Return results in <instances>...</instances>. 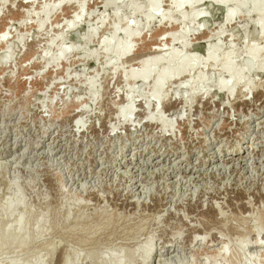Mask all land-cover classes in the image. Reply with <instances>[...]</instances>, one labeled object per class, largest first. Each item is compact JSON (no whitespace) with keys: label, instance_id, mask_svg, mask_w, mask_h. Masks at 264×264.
Masks as SVG:
<instances>
[{"label":"rangeland","instance_id":"rangeland-1","mask_svg":"<svg viewBox=\"0 0 264 264\" xmlns=\"http://www.w3.org/2000/svg\"><path fill=\"white\" fill-rule=\"evenodd\" d=\"M54 1H0V31L7 34L0 46L9 49L0 48V153L7 159L0 165V264H110L117 257L146 264L147 248V264H264V247L249 244L253 231L264 236V38L253 24L262 5L237 2L238 14L223 25L219 52L230 49L235 67L247 69L232 94L215 91L227 74L218 57L191 69L205 77L195 93L181 82L186 78L169 82L164 104L145 108L148 80L129 84L121 70L136 68L165 29L147 20L146 0H130L142 5L138 13L124 0H85L72 31L59 23L73 10L62 5L36 29L39 8ZM160 1L167 10L168 0ZM186 18L192 24L200 15L187 10ZM210 18L209 27L218 26L221 13ZM126 20L142 36L137 50L107 62L98 40ZM200 33L187 28L181 55L202 56ZM116 37L123 38L120 30ZM248 42L261 46L262 73L247 63ZM60 45L69 47L62 57ZM127 103L134 108L129 121L116 111ZM155 109L171 124L163 131L145 124ZM6 202L13 204L8 215ZM18 217L23 247L5 242L21 235ZM214 234L228 243L227 259L212 256L222 246L207 244Z\"/></svg>","mask_w":264,"mask_h":264},{"label":"bare ground","instance_id":"bare-ground-1","mask_svg":"<svg viewBox=\"0 0 264 264\" xmlns=\"http://www.w3.org/2000/svg\"><path fill=\"white\" fill-rule=\"evenodd\" d=\"M0 1L2 3L5 0H0ZM230 1H234V2H230ZM255 1H257L256 3L258 5H262V8L257 9L259 11L258 12L256 11L257 14L253 19V24L254 26L257 27V31H258L257 34L261 38H264V0H255ZM237 2H242V0H168L169 3L168 9L162 10L160 8V3H161L160 0H146L143 10L141 8L142 5L141 6L134 5L130 0H124L125 6L129 8L130 11L138 13V12H142L143 10L147 20L154 18L156 19V22L160 21L159 25L165 26V29L162 30L161 34H159L158 36L157 45H153L152 47H150L149 49L150 51L148 53L142 54V56L139 57V61L137 63L138 66L136 68L121 70L122 77L129 84H132L133 82L145 83L148 80L150 84V90H149L150 93L147 96L148 99L145 100L146 103L145 108H148L151 101L154 102L155 105L159 104L162 106L164 104L165 84L169 82L178 83L180 79L186 78V80L184 79V81L181 82H185L186 89L188 92L192 91L195 93L199 83H201L205 77L201 71H199L200 73L196 72L198 74L195 73L194 74L195 76L194 75L191 76L190 75L191 69L194 68L199 63L214 64L218 57H220L221 59V64L219 65L220 68L218 69H220L223 73L225 72L227 74L225 78L220 77L217 79L215 91L216 90L223 91L227 93L228 96L234 92L235 86L240 81H242L245 75L244 70L247 69L245 68H243V70L240 68L237 69L238 65L237 67H235L234 65L235 62L233 59H231L230 49L229 51H223L222 53L219 52L220 44L218 42L220 41V37L222 35L223 25L232 22L233 17L234 16L236 17V14H238L239 12L237 7L238 6ZM26 4L28 5V7H30L33 3L27 1ZM69 4L71 5L73 10L70 12V15H68L67 18H65V20L63 18L61 20L59 19L60 20L59 23H62V26L64 28H67L69 31H72L76 27V24L81 20L82 13H84L85 0H56L52 4L42 5L38 11L39 16L37 17V20L35 22L34 25L35 28L40 29L46 22V18L48 14L55 11V9L60 8L62 5L67 6ZM185 7L191 13L199 14L200 18L192 24L188 22L186 18L187 10L186 11L184 10ZM172 10L176 12L177 20H174V18L171 16ZM218 12L221 13L219 25L209 27L211 24V20H210L211 15L216 14ZM28 14H29V10H25L23 17L20 20H18L19 21L18 24L24 21L27 18ZM102 20L103 19L99 17V19L96 20V25L98 26L100 23H102L101 24L102 26L103 25ZM190 26H194L197 29V31H201V33L199 34L200 37L198 38L202 39L205 45L204 46L205 49L202 56L199 55L194 57L187 54L181 55V51H180L181 48L180 46H178V44L181 43L182 37L185 35L187 28ZM133 27L135 26L134 25L132 26L130 22L126 20L122 23L121 28L119 29L118 23L115 22L113 25L110 26L109 29L110 32L106 33L105 35H102V37L99 38L98 43L100 44L101 48L109 51L108 53L109 57L107 62L115 63L118 59H121L123 61L135 54V51L137 50L135 42L139 41L142 36L139 37L140 32L138 33V31H136ZM118 30H120L123 36L121 40L116 37V33ZM92 35H94V32L92 33ZM6 37L7 34L5 30H1L0 41H4ZM18 39L19 41L21 40L20 37H18ZM52 41L54 42V38L48 39L49 44H51ZM163 41L169 44V47L167 49L163 48L162 46ZM257 45L253 42L252 43L248 42L246 44L245 53H246L247 63L249 61V63L253 65L255 69L258 70V72L262 73L263 65L260 64L261 62L259 63V61H257L258 58L257 56L261 49L260 48L261 46L259 47ZM0 48H2L5 52L9 53L8 51L9 49H7L4 44L1 43ZM68 50H69L68 45L67 46L60 45L57 48L56 53H58V55L62 57L68 52ZM46 59L50 61L56 59V57L54 55L46 54ZM85 83L88 85L91 82L87 80ZM243 86L247 87V89L252 88V82L250 80H246L244 81ZM259 92L262 93V97H264V84L262 85L261 90ZM91 94L92 96L90 98L94 99V92ZM186 102H189V100L187 101L184 100V104ZM116 111H118V115L121 118H124V120L129 121L131 117L130 114L134 113V108L132 107L131 103H127L126 105L119 107ZM153 113L154 114L151 115L146 114V116H144L145 124H150V125L156 124V126H158L161 131L165 130V128L171 125L169 122H167L165 118H163L162 115L159 114L158 109H155V112ZM241 147L242 146L235 147V152H237L239 148L241 149ZM3 155L4 154L0 153V165L2 164L6 165L5 163L7 159ZM12 210H13V204L6 202L3 207V211L6 213V215L10 214ZM16 221L18 225V233L21 235L19 236V238H10L5 240V242L16 243V246L23 247L24 246L23 238H25V235L24 233H22L24 230L22 225V218L18 217ZM253 233L255 235L254 237L255 240L253 242H250L249 244L255 248L264 247V236L262 240H258V235H259L258 230L253 231ZM222 238L214 234V236H212V239H206V241L208 245H209L208 242L210 241L221 242L222 246L220 247V249L218 248L219 251L218 250L213 251L212 256L216 257L218 255H222L227 259L228 249L226 250L225 246L228 247L227 245L228 243L226 241L222 242L223 240ZM193 240L194 239L192 238V241ZM199 240L201 239L199 238ZM150 250L151 248H147L145 249L144 252L145 255L144 258L146 259V264L147 262H149L148 257L150 254ZM61 264H66V263L64 262V260H62ZM110 264H124V261L123 259L117 257L112 259ZM230 264H237V261L232 260L230 261Z\"/></svg>","mask_w":264,"mask_h":264},{"label":"water","instance_id":"water-1","mask_svg":"<svg viewBox=\"0 0 264 264\" xmlns=\"http://www.w3.org/2000/svg\"><path fill=\"white\" fill-rule=\"evenodd\" d=\"M158 22H160V21H158ZM158 106H160V105L158 104Z\"/></svg>","mask_w":264,"mask_h":264}]
</instances>
